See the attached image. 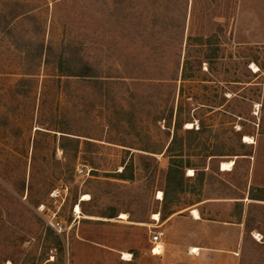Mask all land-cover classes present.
I'll use <instances>...</instances> for the list:
<instances>
[{"label": "rangeland", "instance_id": "374dc122", "mask_svg": "<svg viewBox=\"0 0 264 264\" xmlns=\"http://www.w3.org/2000/svg\"><path fill=\"white\" fill-rule=\"evenodd\" d=\"M212 241L264 264V0H0V264H173Z\"/></svg>", "mask_w": 264, "mask_h": 264}, {"label": "trees", "instance_id": "16d2710c", "mask_svg": "<svg viewBox=\"0 0 264 264\" xmlns=\"http://www.w3.org/2000/svg\"><path fill=\"white\" fill-rule=\"evenodd\" d=\"M60 68L64 66V74L69 76H77V77H84V78H96V71L94 70V67L87 62L86 60H83L82 58H79V61L77 63H73V57L70 55H61L59 57V65ZM172 143L168 145L167 151H171ZM188 163L184 164L183 159L181 155L177 154L175 156H170V164L167 169L165 181H166V187H174L175 190H182L184 186V169L185 167H188ZM125 170L123 169L120 173L117 175L124 179L125 177ZM129 179L132 178V173L129 172L128 177ZM165 196L167 195V192L165 190L164 192ZM257 199V198H255ZM116 213L114 211H108L106 213V216L108 218L115 217ZM246 231H250L251 228H245Z\"/></svg>", "mask_w": 264, "mask_h": 264}, {"label": "crops", "instance_id": "0c3cea01", "mask_svg": "<svg viewBox=\"0 0 264 264\" xmlns=\"http://www.w3.org/2000/svg\"><path fill=\"white\" fill-rule=\"evenodd\" d=\"M194 210L197 212V216L196 215L194 216V213H193ZM191 214H192L193 220H195V221L201 220L199 213L196 209H193ZM178 215H183V212H180L177 215L172 216V218L175 216H178ZM218 240L219 239H216L215 242ZM149 241H150V238H149ZM215 242L212 241L211 245L199 244L196 246H191L192 249L196 248V251H192V249H191V251L189 253H187V252L176 253L174 256L173 264H226L224 257L221 255L222 252H220L223 250V246H222L223 242H220V246L215 244ZM155 252L159 253L160 250L158 248H155ZM233 253H234V248L232 250V254ZM233 256H234V254H233ZM123 260H125V259H123ZM126 261H128V260H126ZM232 264H235V259L233 260Z\"/></svg>", "mask_w": 264, "mask_h": 264}, {"label": "built area", "instance_id": "2783aa9c", "mask_svg": "<svg viewBox=\"0 0 264 264\" xmlns=\"http://www.w3.org/2000/svg\"><path fill=\"white\" fill-rule=\"evenodd\" d=\"M79 171L81 172L82 169H79ZM60 193H61V190L59 188H55V189H53L51 195L52 196H59ZM150 242L153 244V246L151 247V251L154 253H158V252H155V248H159L160 243H161L159 234L156 232L154 234H152L150 237Z\"/></svg>", "mask_w": 264, "mask_h": 264}, {"label": "bare ground", "instance_id": "6f19581e", "mask_svg": "<svg viewBox=\"0 0 264 264\" xmlns=\"http://www.w3.org/2000/svg\"><path fill=\"white\" fill-rule=\"evenodd\" d=\"M244 140L245 141H249L250 140V137L244 136ZM220 165H221V169L222 170H227V169H230L231 168V166L233 165V161H222ZM75 211L76 212H79V206L78 205L75 206ZM193 213H194V216L195 215L197 216V212L195 210L193 211ZM122 215H124V214H122ZM153 218L154 219H158V214L155 213L153 215ZM192 251H196V248H193ZM124 255L126 256L127 254H124Z\"/></svg>", "mask_w": 264, "mask_h": 264}]
</instances>
